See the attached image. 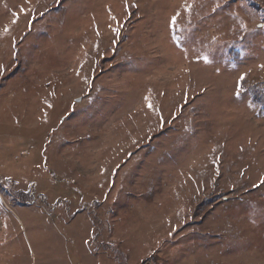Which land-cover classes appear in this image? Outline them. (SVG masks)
Listing matches in <instances>:
<instances>
[{
  "label": "rangeland",
  "instance_id": "1",
  "mask_svg": "<svg viewBox=\"0 0 264 264\" xmlns=\"http://www.w3.org/2000/svg\"><path fill=\"white\" fill-rule=\"evenodd\" d=\"M0 264H264V0H0Z\"/></svg>",
  "mask_w": 264,
  "mask_h": 264
},
{
  "label": "snow or ice",
  "instance_id": "2",
  "mask_svg": "<svg viewBox=\"0 0 264 264\" xmlns=\"http://www.w3.org/2000/svg\"><path fill=\"white\" fill-rule=\"evenodd\" d=\"M173 22H175V17L173 18ZM13 23H15V21H13ZM7 31V29H5ZM244 76H241L240 77V80L238 81V86H240V81H243L244 80Z\"/></svg>",
  "mask_w": 264,
  "mask_h": 264
}]
</instances>
